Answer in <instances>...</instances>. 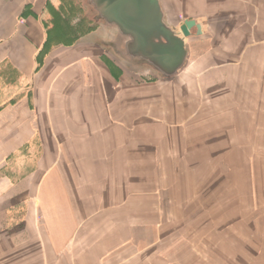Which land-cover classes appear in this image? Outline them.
<instances>
[{
    "label": "crops",
    "instance_id": "obj_1",
    "mask_svg": "<svg viewBox=\"0 0 264 264\" xmlns=\"http://www.w3.org/2000/svg\"><path fill=\"white\" fill-rule=\"evenodd\" d=\"M158 2L171 75L0 0V264H264V0Z\"/></svg>",
    "mask_w": 264,
    "mask_h": 264
},
{
    "label": "water",
    "instance_id": "obj_2",
    "mask_svg": "<svg viewBox=\"0 0 264 264\" xmlns=\"http://www.w3.org/2000/svg\"><path fill=\"white\" fill-rule=\"evenodd\" d=\"M100 17L130 38L128 52L140 57L165 75L173 74L183 63V39L164 22L158 0H91ZM200 33V25L185 20L179 30L183 37L190 30Z\"/></svg>",
    "mask_w": 264,
    "mask_h": 264
},
{
    "label": "rangeland",
    "instance_id": "obj_3",
    "mask_svg": "<svg viewBox=\"0 0 264 264\" xmlns=\"http://www.w3.org/2000/svg\"><path fill=\"white\" fill-rule=\"evenodd\" d=\"M51 1L54 3L53 5L57 6V9L50 8V18L55 24V27L58 28L57 32L59 34L65 33L68 38L72 37L73 39L75 36H78L84 32L102 29L106 26L105 21L100 17L91 0ZM168 25L177 31V23ZM110 29L114 32L116 28L113 26L109 27L108 30ZM125 39L127 42L130 40L128 37H125ZM117 60L122 64L124 63L125 65H128L129 68H134L136 70L140 69L142 71L145 68L153 70L152 68H154L147 61L130 55L128 50L125 52L124 57L120 58L117 56ZM157 72L158 74L161 73L159 71Z\"/></svg>",
    "mask_w": 264,
    "mask_h": 264
},
{
    "label": "bare ground",
    "instance_id": "obj_4",
    "mask_svg": "<svg viewBox=\"0 0 264 264\" xmlns=\"http://www.w3.org/2000/svg\"><path fill=\"white\" fill-rule=\"evenodd\" d=\"M163 22H164V20H163ZM165 23V22H164ZM166 24V23H165ZM167 25V24H166ZM112 26H114L115 28H117L115 25H113L112 24ZM168 26V25H167ZM168 27H170V26H168ZM171 28V27H170ZM171 30L172 31H174V33L176 34V35H178V36H180L182 39H183V42H184V38H186V37H183L182 36V34L180 33V30H179V32H176L175 30H173L172 28H171ZM184 48H185V42H184ZM186 49V48H185Z\"/></svg>",
    "mask_w": 264,
    "mask_h": 264
},
{
    "label": "trees",
    "instance_id": "obj_5",
    "mask_svg": "<svg viewBox=\"0 0 264 264\" xmlns=\"http://www.w3.org/2000/svg\"><path fill=\"white\" fill-rule=\"evenodd\" d=\"M72 41H73V39H72Z\"/></svg>",
    "mask_w": 264,
    "mask_h": 264
}]
</instances>
